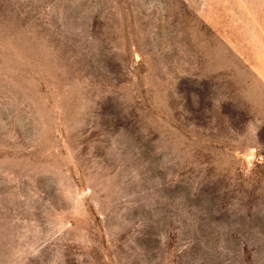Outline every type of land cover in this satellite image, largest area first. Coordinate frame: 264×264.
<instances>
[{
	"label": "rangeland",
	"instance_id": "obj_1",
	"mask_svg": "<svg viewBox=\"0 0 264 264\" xmlns=\"http://www.w3.org/2000/svg\"><path fill=\"white\" fill-rule=\"evenodd\" d=\"M0 264H264V0H0Z\"/></svg>",
	"mask_w": 264,
	"mask_h": 264
}]
</instances>
